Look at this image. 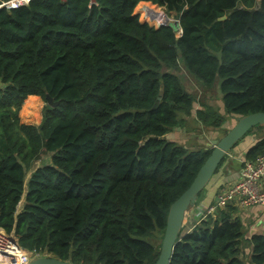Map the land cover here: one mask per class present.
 Returning a JSON list of instances; mask_svg holds the SVG:
<instances>
[{
  "label": "trees",
  "instance_id": "1",
  "mask_svg": "<svg viewBox=\"0 0 264 264\" xmlns=\"http://www.w3.org/2000/svg\"><path fill=\"white\" fill-rule=\"evenodd\" d=\"M142 3L176 25L141 22ZM182 69L206 90L218 84L221 112L195 111L207 131L264 112V0L0 8V228L25 250L74 264H153L160 245L146 238L162 239L169 206L211 153L166 139L195 102ZM46 94L57 106L45 104L38 125L20 122L24 100L20 116L37 120ZM243 148L245 160L264 155V135ZM43 154L49 162L35 167ZM236 212L226 205L183 226L169 264H264V234L248 239L244 259Z\"/></svg>",
  "mask_w": 264,
  "mask_h": 264
},
{
  "label": "water",
  "instance_id": "2",
  "mask_svg": "<svg viewBox=\"0 0 264 264\" xmlns=\"http://www.w3.org/2000/svg\"><path fill=\"white\" fill-rule=\"evenodd\" d=\"M135 14V13H134ZM221 19H224L221 18ZM164 20L163 24H167ZM176 25V24H175ZM45 104L54 108L57 102L46 94ZM256 126H263L262 130L257 133V137L264 135V112L247 114L235 118V124L220 139H212L205 149H211L210 155L199 168L194 179L188 188L180 194L169 206L166 225L161 241L158 257L153 264H169L175 244L180 240L181 230L184 219L189 208L193 207L197 201L198 195L210 182L218 165L241 140L246 133ZM28 264H74L69 261L60 260L52 256H41L32 259Z\"/></svg>",
  "mask_w": 264,
  "mask_h": 264
},
{
  "label": "built area",
  "instance_id": "3",
  "mask_svg": "<svg viewBox=\"0 0 264 264\" xmlns=\"http://www.w3.org/2000/svg\"><path fill=\"white\" fill-rule=\"evenodd\" d=\"M29 1H1L0 8L14 9L26 5ZM148 12L150 16H157L152 10ZM162 15L161 21L157 22V26L163 25L165 19L168 21V17L166 16L168 14ZM180 32L179 29L176 30L177 34H180ZM240 162L241 165L238 170L237 179L227 186L220 188L216 196V203L203 211L195 212V215L191 219H188L186 215L184 221L186 219L187 221L183 226L186 225L189 229L193 222H197L203 218L206 213L211 214L216 208H223L226 205H231L237 210L256 206L264 210V155H260L252 161L242 159ZM41 256L48 255L36 250L28 251L23 249L12 232L7 233L0 228V264H28L32 259Z\"/></svg>",
  "mask_w": 264,
  "mask_h": 264
},
{
  "label": "crops",
  "instance_id": "4",
  "mask_svg": "<svg viewBox=\"0 0 264 264\" xmlns=\"http://www.w3.org/2000/svg\"><path fill=\"white\" fill-rule=\"evenodd\" d=\"M29 96H34V95H29ZM36 97L40 98L38 96ZM26 99L24 100V102L26 101ZM200 108H201L200 105L198 106L194 105V111ZM191 114H193V112ZM190 118L192 117L186 118L185 121L180 126L175 127L170 133H168L166 135V139L177 143L176 142L177 135H179L180 137L188 136L191 137L193 140H198L199 142L202 143V145H200L197 148L207 147L209 142L213 139V138L208 139V141L205 142L206 138L208 137L207 132L209 131H207L205 128H203L200 125L198 127H195L194 129L191 126L184 125L186 124L187 121H189L188 119ZM194 118H195V114H194ZM235 151L237 153L227 154V159L225 160V162L218 169V171L214 173L208 185L200 193L195 205L191 209L192 211H190L191 214L189 216L192 217L193 215H195V212L203 211L213 206L216 203V196L220 188L227 186L228 184L232 183L235 179H237L238 170L240 168V163H241L240 161L244 158L243 156L245 151L244 148L240 149V144L237 145V147H235ZM240 153L241 155H239ZM235 216H237L243 223L244 235L241 241V245L243 249L242 254H244L245 256L244 259H248L251 250V246L248 244V239L254 234H264V210L257 206L246 209H240L237 210Z\"/></svg>",
  "mask_w": 264,
  "mask_h": 264
},
{
  "label": "rangeland",
  "instance_id": "5",
  "mask_svg": "<svg viewBox=\"0 0 264 264\" xmlns=\"http://www.w3.org/2000/svg\"><path fill=\"white\" fill-rule=\"evenodd\" d=\"M151 9H157L156 10V14H165L166 15L165 10L163 8H161L159 6H156V8H154V5L146 4V3H142L141 5H137L136 8L134 9V13L139 16V20L141 22H146L150 26L156 27L157 26V22L161 21V17L160 16H153V17L150 16L148 11H150ZM166 16L168 17V22L167 23H174V24L176 23L174 15L170 14V15H166ZM179 73H180V75L183 78V82H184L185 88L188 90L189 93H191L194 96V101H195L194 105L195 106H198V105L202 106V105L206 104V105H209V106L213 107L218 112H221L222 105H221V98H220L221 96L218 93V84H216L214 86V88L206 90V89L202 88L197 82H195L192 79V77L189 74H187L183 69ZM35 102L38 105V109L37 110H38L39 118L37 120H33V121H25L20 116V113H21V110H22V106H23L22 105L21 109L19 111V114H18L20 122L26 123V124H31V125H38L41 122V113H42V108L45 105V102L41 98H36ZM194 105H193V109H192L193 114H191V116H190L192 118L188 119L189 121H187L186 124H184L186 126L193 127V129L200 125L198 123L197 119L194 118V114H195ZM234 124H235L234 118L229 117L227 119V122L225 123V130L218 131V132H207L208 137L206 136L207 138H206L205 142H207L208 139H211V138L220 139L221 137H223L225 135L226 130L230 129ZM258 132L259 131H257V130L252 131L250 133L251 135H249V139H245L240 144V149H243V147L245 146L246 142H250V140L253 141L254 139H256ZM181 137L179 135H177L176 142L179 145H182V146H184V147H186L188 149H195V148L199 147L200 145H202L201 142H199L198 140H193L191 137H188V136H181ZM229 153H232V154L237 153L235 151V146L228 152V154ZM239 155H241V153ZM224 158L227 159V155ZM48 162H49L48 156L46 154H43L41 156V158L34 163V166L38 167V166L43 165V164L48 163ZM28 176L29 175H27V177ZM21 205H22V200L20 201V203L17 206L18 211L20 210ZM191 209H192V207L189 208L187 213H186L188 219H191V216H189L191 214L190 211H192ZM186 221H187V219L184 221V223H186ZM160 237H161V234L153 235L152 237L146 238V241L151 243L152 245H155V246L158 247L159 245L161 246L162 239Z\"/></svg>",
  "mask_w": 264,
  "mask_h": 264
},
{
  "label": "bare ground",
  "instance_id": "6",
  "mask_svg": "<svg viewBox=\"0 0 264 264\" xmlns=\"http://www.w3.org/2000/svg\"><path fill=\"white\" fill-rule=\"evenodd\" d=\"M151 10H152L153 13H156V11H155L154 9H151ZM156 15H157V16H160V17L163 16L162 14H156ZM149 17H150V16H149ZM152 17H153V16H152ZM152 17H151V18H152ZM151 18H150V19H151ZM146 19H147V18H146Z\"/></svg>",
  "mask_w": 264,
  "mask_h": 264
}]
</instances>
